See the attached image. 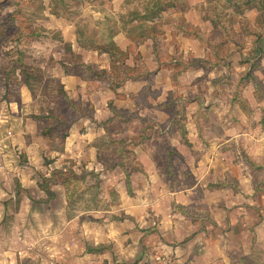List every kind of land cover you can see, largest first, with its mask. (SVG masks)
Here are the masks:
<instances>
[{
  "label": "crops",
  "instance_id": "crops-1",
  "mask_svg": "<svg viewBox=\"0 0 264 264\" xmlns=\"http://www.w3.org/2000/svg\"><path fill=\"white\" fill-rule=\"evenodd\" d=\"M201 5L228 10L222 1H176L153 18L145 11L131 18L149 30L132 49L125 32L113 37L128 54L133 78L113 88L109 80L69 76L81 95L83 86H99L89 99L81 97L94 112L71 126V141L91 143L104 132L92 125L112 115L99 99L105 84L111 105L133 112L120 136L137 165L121 208L43 212L47 221L32 233L38 243L29 264H264V12L256 1L246 2L238 26L232 25L240 33L248 22L259 32L252 35H262L239 57L226 55L233 41L214 26L211 17L218 14L204 15ZM146 8L150 13L153 3ZM192 28L218 46V58L210 44L186 32ZM89 63L94 67L96 59ZM94 68L109 70L108 63ZM246 71L250 76L240 81ZM53 199L66 203L63 193ZM17 250L26 252L23 245ZM7 254L0 248V264L25 263Z\"/></svg>",
  "mask_w": 264,
  "mask_h": 264
},
{
  "label": "rangeland",
  "instance_id": "rangeland-1",
  "mask_svg": "<svg viewBox=\"0 0 264 264\" xmlns=\"http://www.w3.org/2000/svg\"><path fill=\"white\" fill-rule=\"evenodd\" d=\"M156 1L162 0H0L1 6L6 4L5 11H0V196L5 199L0 213V248H4L6 254L10 252L7 255L13 260L16 253L18 263L24 259V264H29L34 255L31 248L38 241L32 233L36 232L37 223L47 221L41 219L43 212L64 208L70 215H77L85 210L121 208V193L129 189L127 173L130 176L137 165L135 156L126 148V138L120 136L133 112L112 106L111 89L102 84L101 87L107 90L100 94L101 102H107L110 109L113 107L123 112L124 118L129 120L120 121V127L116 121L104 127L107 119L104 116L92 125L94 131L101 128L104 132L91 143L82 139L71 141V126L78 123L80 116H93L94 112L93 108L80 104L81 97L89 99L99 86H83L86 90L81 95L77 92L79 84L72 77L69 80V76H76V82L89 78L84 70L80 71L83 68L75 66L78 61L91 65L89 62L96 59V65L108 63L109 67L111 44L120 50L113 37L125 32L128 38L130 32L137 34L142 28L147 29L148 24L140 25L139 20L132 22L131 18H140V12L144 11L149 15L146 7ZM176 1L180 2H173ZM249 1L252 0H226V11L201 5L204 15L216 12L218 18L226 21V36L233 41V44H226V55L238 53L240 57L244 48L262 37L252 35L259 32L248 22L242 29L239 27L240 33L232 28V25L238 26V15ZM253 1L257 4L262 1L260 10L264 12V0ZM52 9L57 13H52ZM50 17L51 23L48 24ZM240 21L243 23L242 19ZM128 39L132 41L129 44L132 49L138 40ZM94 50L98 53L94 54ZM19 55L31 73L27 85L26 78L14 69ZM118 55L115 57L125 63L124 57ZM240 59L242 63L249 60ZM71 90L77 93L71 96ZM77 128L79 133L85 132L84 126ZM45 129H49L47 134ZM120 138L126 141L123 155L127 159L121 160L114 152L119 144H110L111 139ZM56 171L72 175L67 189L51 177ZM168 173L174 176V169ZM55 193H63L66 203L53 199ZM51 198L53 201L50 202ZM31 211L39 212L40 216L34 218ZM21 245L26 249L23 256L17 250Z\"/></svg>",
  "mask_w": 264,
  "mask_h": 264
},
{
  "label": "trees",
  "instance_id": "trees-1",
  "mask_svg": "<svg viewBox=\"0 0 264 264\" xmlns=\"http://www.w3.org/2000/svg\"><path fill=\"white\" fill-rule=\"evenodd\" d=\"M173 1L174 0H162V1H156L155 3L153 2V8L150 10V13H149V16L148 17L153 18L155 16H158V14L162 10H164L166 7L173 5V3H174ZM211 1H214V0H208V2H211ZM215 1H217L218 3H219V1H222V3L224 5H226V0H215ZM258 6H259L260 9L263 8L262 1H258ZM52 13L56 14L57 13V10L56 9H52ZM211 18H212V22L214 23V26L220 28V30L222 32V37L225 40H226V38H229L230 36H226V35H228V34H226L227 31H228L226 29V21H224L222 19H219L218 16H217L216 19H214L213 16ZM146 31H148V30L142 28V31L139 32V33H137V34H132V32L128 33V37H130L132 39L134 38V39H137L138 41H140V40L148 37V33ZM186 32L188 34L195 35L200 40L205 41L206 43L210 44L212 46L213 50L215 51V54L217 55V58H218V52H217L218 46L216 44L214 45L212 43V41H210L208 38H206L205 35L200 30H197L195 28H192L191 30L186 31ZM230 39H231V37H230ZM108 52H109V56H110V65H109V70L108 71L106 69L96 70L90 64L83 63L81 61H78L77 64L76 63H74V64L78 68H83V69H80V71L81 70H84L85 73L90 78H92V79L109 80V83L112 84L113 85V88H114L115 86L119 85L125 79H127V78H133V77L128 76V74H127L128 67H127V65L125 63H123V60L116 58L117 57L116 55L119 54V55H122L124 57V59H126L127 52H122V51L118 50L117 48H115L113 46V44H111L110 50ZM70 53H71V51H70ZM72 54L76 55L73 52H72ZM76 56L78 57V59H80V57L78 55H76ZM17 62H18V65L14 69L15 70L18 69L19 70V74L21 76H24L26 78V79H24V82L27 85V84H29L28 80L31 77V73L27 70V67L24 65L23 59H22V55H19V57H17ZM124 62H125V60H124ZM121 68H124V69H121ZM81 72H83V71H81ZM109 76L110 77L113 76L114 78L111 80V78ZM249 76H250L249 72L246 71L243 75H241L239 77V80L241 81L243 79L248 78ZM111 110H112V112L114 114H113V116L108 117L104 121V123H103L104 127H108V125H111V124L115 123V121H116V123L119 124V127H120L121 122H123V120H129L128 118H124V115H123L124 113L123 112L118 111V110H116L113 107H112ZM48 130L49 129H45L44 133L47 134ZM124 142L126 143V141H124L122 138H120V139H111L110 140V144H114V145H118L119 144L120 145V146H117L114 149V152L120 155L121 160L122 159H127L125 157V155H123L124 154L123 153V148H124L123 147L124 146L123 144H124ZM120 164L121 165H124L122 161H120ZM168 171H170V170H168ZM70 173H71V171H70ZM128 176H129V174L127 173V176H126V184H127L128 188H129V179H128ZM51 177H53L55 179L54 181L56 183H59V184H62L63 186H65L66 189L68 188L69 184L71 183V181L73 179L72 175L68 176L67 173L64 172V171L63 172L62 171L53 172L52 175H51Z\"/></svg>",
  "mask_w": 264,
  "mask_h": 264
}]
</instances>
